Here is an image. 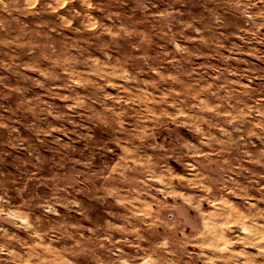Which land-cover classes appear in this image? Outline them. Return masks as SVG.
Listing matches in <instances>:
<instances>
[{"label": "rangeland", "instance_id": "1", "mask_svg": "<svg viewBox=\"0 0 264 264\" xmlns=\"http://www.w3.org/2000/svg\"><path fill=\"white\" fill-rule=\"evenodd\" d=\"M0 264H264V0H0Z\"/></svg>", "mask_w": 264, "mask_h": 264}]
</instances>
